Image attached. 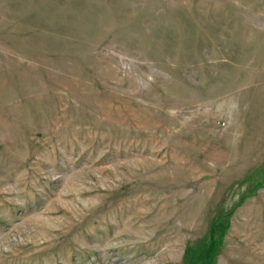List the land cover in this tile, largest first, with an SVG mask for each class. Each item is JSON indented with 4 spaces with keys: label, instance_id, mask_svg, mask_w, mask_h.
Returning a JSON list of instances; mask_svg holds the SVG:
<instances>
[{
    "label": "rangeland",
    "instance_id": "obj_1",
    "mask_svg": "<svg viewBox=\"0 0 264 264\" xmlns=\"http://www.w3.org/2000/svg\"><path fill=\"white\" fill-rule=\"evenodd\" d=\"M0 264H264V0H0Z\"/></svg>",
    "mask_w": 264,
    "mask_h": 264
}]
</instances>
